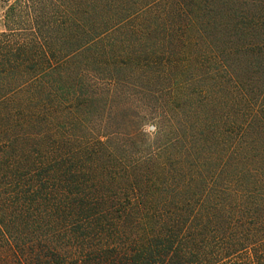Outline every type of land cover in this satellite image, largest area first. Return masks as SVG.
<instances>
[{"label": "trees", "instance_id": "obj_1", "mask_svg": "<svg viewBox=\"0 0 264 264\" xmlns=\"http://www.w3.org/2000/svg\"><path fill=\"white\" fill-rule=\"evenodd\" d=\"M5 3L0 264H264V0Z\"/></svg>", "mask_w": 264, "mask_h": 264}, {"label": "rangeland", "instance_id": "obj_2", "mask_svg": "<svg viewBox=\"0 0 264 264\" xmlns=\"http://www.w3.org/2000/svg\"><path fill=\"white\" fill-rule=\"evenodd\" d=\"M5 1L6 0H0V28H2V24H3V20H4L3 15H4V11H5L4 6L6 4ZM10 1H13V0H10ZM154 129H155V126L153 124H148L146 126V130L148 132L153 131Z\"/></svg>", "mask_w": 264, "mask_h": 264}]
</instances>
